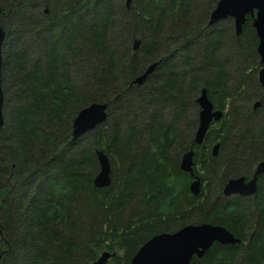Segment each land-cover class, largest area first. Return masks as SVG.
<instances>
[{
  "label": "trees",
  "instance_id": "1",
  "mask_svg": "<svg viewBox=\"0 0 264 264\" xmlns=\"http://www.w3.org/2000/svg\"><path fill=\"white\" fill-rule=\"evenodd\" d=\"M217 1L0 0V264H92L104 250L114 253L104 264H131L153 235L202 222L241 242H215L191 264H264V178L251 196L220 191L264 159L263 107L240 105L255 96L258 39L250 16L239 35L231 19L208 26ZM203 87L223 117L197 146ZM92 102L108 104L106 120L71 141ZM191 147L198 195L179 168ZM98 149L112 169L103 188Z\"/></svg>",
  "mask_w": 264,
  "mask_h": 264
},
{
  "label": "water",
  "instance_id": "2",
  "mask_svg": "<svg viewBox=\"0 0 264 264\" xmlns=\"http://www.w3.org/2000/svg\"><path fill=\"white\" fill-rule=\"evenodd\" d=\"M131 0H125L126 7H129ZM48 12L47 9L44 10ZM250 16L252 27L255 30L258 43L256 52L259 57L261 68L258 70V82L262 89L264 99V0H218L208 16V26L217 24L227 18H232L234 31L237 35L241 33L242 25ZM6 37V31L0 24V128L4 125L3 103L4 95L1 85L2 70V48ZM140 45V40L133 41V49ZM158 62L149 64L144 72L136 76L132 84H142L154 69ZM196 103L199 107L198 125L194 133V144L201 145L205 134L212 122H219L223 117V111L216 109L207 95L205 87L201 88ZM260 105L257 100L253 103V109ZM106 102H92L82 107L72 121V139L78 140L84 134L102 124L107 118ZM219 142L212 148V156L218 154ZM98 160V171L94 176L93 183L98 188L109 186L112 179V169L108 155L101 149L95 150ZM194 150L184 152L179 161L180 169L193 176L189 184L191 194L198 195L201 188V179L194 175L193 171ZM264 176V159L260 160L251 178L244 176L231 177L222 185V195L225 198L239 195L251 196L257 191V178ZM235 244L241 239L235 237L225 226L202 222L198 224L188 223L173 232H161L153 235L143 242L130 258L131 264H191V258H201L213 243ZM114 253L104 250L92 264H104Z\"/></svg>",
  "mask_w": 264,
  "mask_h": 264
},
{
  "label": "rangeland",
  "instance_id": "3",
  "mask_svg": "<svg viewBox=\"0 0 264 264\" xmlns=\"http://www.w3.org/2000/svg\"><path fill=\"white\" fill-rule=\"evenodd\" d=\"M48 10V8H45ZM44 9V10H45ZM41 12H43V10L41 9L40 10ZM45 13V12H44ZM37 17V16H36ZM229 19L232 20V18H227L226 20H223L221 21L222 23H225L227 22ZM0 24H1V21H0ZM2 25V24H1ZM232 26H233V29H234V25H233V20H232ZM155 62H158L159 61H155ZM153 63V62H152ZM157 63V65H158ZM151 64V63H150ZM254 66L256 67V69H252L248 72V79H249V83L252 85V86H257L256 88L253 89V94H255V96L251 97L250 99H245L243 101L240 102V105L242 107H249L251 110L252 109V104L254 103V101L256 100H263V97L261 95V86L258 82V70L261 68V65L259 64V60L257 59L256 63L254 64ZM146 69V68H145ZM155 70V69H154ZM154 72V71H153ZM152 72V73H153ZM151 73V74H152ZM150 74V75H151ZM260 96V97H259ZM263 102V106H264V101ZM214 144V143H213ZM210 149V148H209ZM222 185V184H221ZM220 191H221V187H220Z\"/></svg>",
  "mask_w": 264,
  "mask_h": 264
},
{
  "label": "flooded vegetation",
  "instance_id": "4",
  "mask_svg": "<svg viewBox=\"0 0 264 264\" xmlns=\"http://www.w3.org/2000/svg\"><path fill=\"white\" fill-rule=\"evenodd\" d=\"M47 13H48V12H47ZM261 95H262V89H261ZM197 97H198V96H197ZM262 97H263V96H262ZM256 101H257V100H256ZM258 101L260 102V105H259L258 107H260V106L263 107V112H264V106H263V102H262V101H264V99H263V100H258ZM211 102H212V101H211ZM254 102H255V101H254ZM197 105H198V104H197ZM213 106H214V105H213ZM258 107H257V108H258ZM198 108H199V107H198ZM214 108H215V107H214ZM216 109H217V108H216ZM252 109H253V104H252ZM254 110H255V109H253V111H254ZM198 112H199V111H198ZM197 125H198V124H197ZM196 129H197V126H196ZM196 129H195V131H196ZM194 133H195V132H194ZM205 136H206V134H205ZM204 138H205V137H204ZM203 140H204V139H203ZM216 142H218V141H216ZM216 142H213V143L215 144ZM192 143H193V145H195V144H194V134H193V142H192ZM213 143L209 146L210 149L208 148L209 151H210V153H211V148H212V146L214 145ZM219 144H220V143H219ZM197 146H198V145H197ZM199 146H200V145H199ZM219 147H220V146H219ZM190 149H193V150H194V148H192V147H191ZM188 150H189V149H188ZM188 150H186V151H188ZM186 151H185V152H186ZM218 151H219V150H218ZM183 153H184V152H183ZM183 153H182V154H183ZM182 154H181V155H182ZM194 154H195V150H194ZM194 154H193V157H194ZM211 155H212V153H211ZM217 155H218V154H217ZM180 157H181V156H180ZM215 157H216V156H215ZM179 161H180V160H179ZM259 161H260V160H259ZM259 161H258V162H259ZM258 162H257V163H258ZM257 163H256V165H257ZM256 165H255L254 168L252 169V172H251V174L249 175V177H246V176H244V175H240V176H244V177H246V179L251 178L252 175H253V173H254V170H255ZM179 168H180V166H179ZM180 170H181V169H180ZM181 171H183V170H181ZM193 171H194V161H193ZM183 172H184V171H183ZM184 173H186V174H188V175L190 176L189 173H187V172H184ZM194 175H198V174L195 173V171H194ZM198 176H199V175H198ZM199 177H200V176H199ZM236 177H239V176H236ZM259 177H263V178H264L263 175L258 176V178H257V184H258V179H259ZM190 178H191V180H193V176H190ZM229 178H231V177H229ZM229 178H227V179H229ZM227 179H226V180H227ZM226 180H225V181H226ZM225 181H224V182H225ZM190 182H191V181H190ZM224 182L222 183V185L224 184ZM222 185H221V193H222ZM200 189H201V188H200ZM222 196H223V195H222ZM244 243L246 244V242H244Z\"/></svg>",
  "mask_w": 264,
  "mask_h": 264
},
{
  "label": "bare ground",
  "instance_id": "5",
  "mask_svg": "<svg viewBox=\"0 0 264 264\" xmlns=\"http://www.w3.org/2000/svg\"><path fill=\"white\" fill-rule=\"evenodd\" d=\"M204 144V143H203Z\"/></svg>",
  "mask_w": 264,
  "mask_h": 264
}]
</instances>
